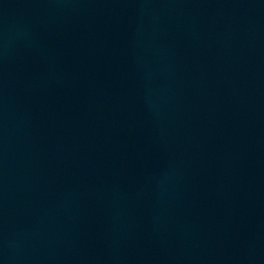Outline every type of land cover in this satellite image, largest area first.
I'll return each instance as SVG.
<instances>
[{"label":"water","instance_id":"obj_1","mask_svg":"<svg viewBox=\"0 0 264 264\" xmlns=\"http://www.w3.org/2000/svg\"><path fill=\"white\" fill-rule=\"evenodd\" d=\"M0 264H264V0H0Z\"/></svg>","mask_w":264,"mask_h":264}]
</instances>
